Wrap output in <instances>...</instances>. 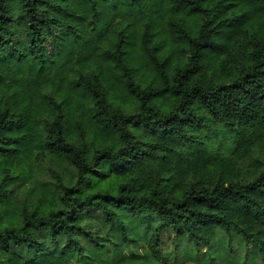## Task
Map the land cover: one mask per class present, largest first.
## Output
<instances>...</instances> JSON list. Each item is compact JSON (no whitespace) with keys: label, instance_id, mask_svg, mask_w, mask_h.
I'll use <instances>...</instances> for the list:
<instances>
[{"label":"trees","instance_id":"16d2710c","mask_svg":"<svg viewBox=\"0 0 264 264\" xmlns=\"http://www.w3.org/2000/svg\"><path fill=\"white\" fill-rule=\"evenodd\" d=\"M213 242L264 264V0H0V264Z\"/></svg>","mask_w":264,"mask_h":264},{"label":"rangeland","instance_id":"374dc122","mask_svg":"<svg viewBox=\"0 0 264 264\" xmlns=\"http://www.w3.org/2000/svg\"><path fill=\"white\" fill-rule=\"evenodd\" d=\"M228 243L213 242L210 246L180 245L175 256L180 261H184L193 256L187 263L191 264H263L256 254V247L251 245L246 248L245 245L233 244L230 249Z\"/></svg>","mask_w":264,"mask_h":264}]
</instances>
